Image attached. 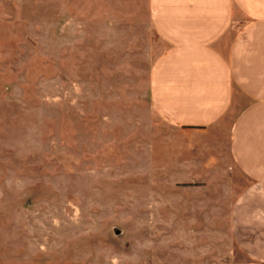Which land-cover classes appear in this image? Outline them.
<instances>
[{
    "label": "rangeland",
    "instance_id": "rangeland-1",
    "mask_svg": "<svg viewBox=\"0 0 264 264\" xmlns=\"http://www.w3.org/2000/svg\"><path fill=\"white\" fill-rule=\"evenodd\" d=\"M144 14L127 0H0V264L248 260L218 188L242 179L229 162H186L201 150L149 112Z\"/></svg>",
    "mask_w": 264,
    "mask_h": 264
},
{
    "label": "crops",
    "instance_id": "crops-1",
    "mask_svg": "<svg viewBox=\"0 0 264 264\" xmlns=\"http://www.w3.org/2000/svg\"><path fill=\"white\" fill-rule=\"evenodd\" d=\"M130 1L154 43L149 112L188 136V155L201 150L186 162H229L239 175L237 188L218 183L231 241L244 264H264V0Z\"/></svg>",
    "mask_w": 264,
    "mask_h": 264
},
{
    "label": "water",
    "instance_id": "water-1",
    "mask_svg": "<svg viewBox=\"0 0 264 264\" xmlns=\"http://www.w3.org/2000/svg\"><path fill=\"white\" fill-rule=\"evenodd\" d=\"M114 231L117 233V232H119V229H117V228H114Z\"/></svg>",
    "mask_w": 264,
    "mask_h": 264
}]
</instances>
